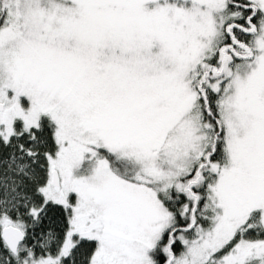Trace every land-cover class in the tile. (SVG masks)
I'll list each match as a JSON object with an SVG mask.
<instances>
[{"label": "snow or ice", "instance_id": "6c2138e0", "mask_svg": "<svg viewBox=\"0 0 264 264\" xmlns=\"http://www.w3.org/2000/svg\"><path fill=\"white\" fill-rule=\"evenodd\" d=\"M0 264H264V0H0Z\"/></svg>", "mask_w": 264, "mask_h": 264}]
</instances>
